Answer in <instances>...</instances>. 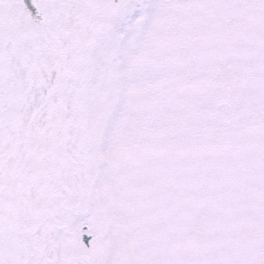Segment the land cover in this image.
<instances>
[{"label": "snow or ice", "instance_id": "1", "mask_svg": "<svg viewBox=\"0 0 264 264\" xmlns=\"http://www.w3.org/2000/svg\"><path fill=\"white\" fill-rule=\"evenodd\" d=\"M0 264H264V0H0Z\"/></svg>", "mask_w": 264, "mask_h": 264}]
</instances>
